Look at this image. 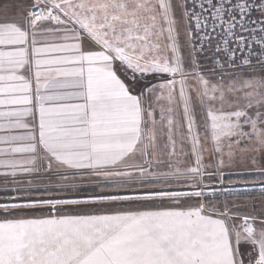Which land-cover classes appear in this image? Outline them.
Instances as JSON below:
<instances>
[{"label":"snow or ice","instance_id":"obj_1","mask_svg":"<svg viewBox=\"0 0 264 264\" xmlns=\"http://www.w3.org/2000/svg\"><path fill=\"white\" fill-rule=\"evenodd\" d=\"M0 264H264V0H0Z\"/></svg>","mask_w":264,"mask_h":264},{"label":"rangeland","instance_id":"obj_2","mask_svg":"<svg viewBox=\"0 0 264 264\" xmlns=\"http://www.w3.org/2000/svg\"><path fill=\"white\" fill-rule=\"evenodd\" d=\"M258 175L257 173H252V172H249V173H245L243 174L242 176H237V175H233L231 176L230 178L231 179H244V178H247V177H253L255 178V176ZM249 199L253 198V197H248ZM256 200H259L260 199V196H257V197H254ZM237 203H244V198L242 197L240 200L237 201Z\"/></svg>","mask_w":264,"mask_h":264},{"label":"trees","instance_id":"obj_3","mask_svg":"<svg viewBox=\"0 0 264 264\" xmlns=\"http://www.w3.org/2000/svg\"><path fill=\"white\" fill-rule=\"evenodd\" d=\"M253 177H247V178H244V179H252ZM259 196V193L258 192H253L251 194L248 195V197H257Z\"/></svg>","mask_w":264,"mask_h":264},{"label":"water","instance_id":"obj_4","mask_svg":"<svg viewBox=\"0 0 264 264\" xmlns=\"http://www.w3.org/2000/svg\"><path fill=\"white\" fill-rule=\"evenodd\" d=\"M237 186H239V185H237Z\"/></svg>","mask_w":264,"mask_h":264}]
</instances>
